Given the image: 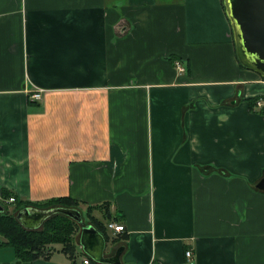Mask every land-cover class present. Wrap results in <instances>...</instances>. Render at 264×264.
<instances>
[{
	"label": "crops",
	"instance_id": "crops-1",
	"mask_svg": "<svg viewBox=\"0 0 264 264\" xmlns=\"http://www.w3.org/2000/svg\"><path fill=\"white\" fill-rule=\"evenodd\" d=\"M262 178L264 80L222 0H0V205L97 207L120 264H264ZM79 237L0 264H79Z\"/></svg>",
	"mask_w": 264,
	"mask_h": 264
},
{
	"label": "water",
	"instance_id": "water-1",
	"mask_svg": "<svg viewBox=\"0 0 264 264\" xmlns=\"http://www.w3.org/2000/svg\"><path fill=\"white\" fill-rule=\"evenodd\" d=\"M225 16L228 20L236 59L246 69L253 71L264 80V0H222ZM256 188L264 192V178ZM4 208L0 205V214ZM53 215H64L80 226V247L85 255L94 262L120 264L119 249L112 258L101 257L104 248L103 236L91 225H82L79 211L74 209L55 208L39 210L32 207L21 209L16 220L26 230H36Z\"/></svg>",
	"mask_w": 264,
	"mask_h": 264
},
{
	"label": "trees",
	"instance_id": "trees-1",
	"mask_svg": "<svg viewBox=\"0 0 264 264\" xmlns=\"http://www.w3.org/2000/svg\"><path fill=\"white\" fill-rule=\"evenodd\" d=\"M240 67L246 69L241 65ZM259 100V98L250 99L248 103L250 107H253ZM9 196V193L2 192L4 199H8ZM20 206H22L21 203L15 204L14 214H10L6 210L0 214V248H11L18 262H32L40 258L48 260L53 246H60L62 253L74 259L75 252H77L74 238L80 228L77 222L64 215H53L46 219L40 228L26 230L16 220V214L20 211ZM81 206L82 203L76 200L62 197L45 202L35 209H74L81 214ZM105 206H99L98 208L101 209ZM96 208L87 206L85 209V214L89 220L88 224L104 233L103 225L92 216V212ZM90 261L91 264L94 263L91 259Z\"/></svg>",
	"mask_w": 264,
	"mask_h": 264
},
{
	"label": "built area",
	"instance_id": "built-area-1",
	"mask_svg": "<svg viewBox=\"0 0 264 264\" xmlns=\"http://www.w3.org/2000/svg\"><path fill=\"white\" fill-rule=\"evenodd\" d=\"M173 66H174V68H175V70L177 71V73L179 72V73H184V71H185V68H184V66H182V64L179 62V61H176V62H174L173 63ZM40 92L41 91H37L36 93H33L31 96H30V100L31 101H39L41 98V96H40ZM256 105L257 106H261V103H260V101H258L257 103H256ZM8 202L10 203H13L14 202V198H9L8 199ZM106 227H107V229L108 230H112V231H114L115 233H121V232H123L124 231V227L122 226V225H116V224H114V223H112V222H110V223H108L107 225H106ZM185 256H186V258H190V256H191V252L190 251H187L186 253H185ZM79 264H91V262H90V260L88 259V258H84V259H82L81 260V262L79 263Z\"/></svg>",
	"mask_w": 264,
	"mask_h": 264
},
{
	"label": "rangeland",
	"instance_id": "rangeland-1",
	"mask_svg": "<svg viewBox=\"0 0 264 264\" xmlns=\"http://www.w3.org/2000/svg\"><path fill=\"white\" fill-rule=\"evenodd\" d=\"M238 61V60H237ZM238 63H239V61H238ZM241 66H243L241 63H239ZM244 67V66H243ZM15 206V205H14ZM3 208H4V211L6 210L8 213H10V214H14L15 212L13 211L14 209H15V207H13V206H11V204L10 205H8V204H4L3 203ZM81 214H83V213H81ZM83 221H84V224H87V219H86V216L84 215L83 216V219H82ZM58 248V246L57 247H55V249H54V246L52 247V249L53 250H56Z\"/></svg>",
	"mask_w": 264,
	"mask_h": 264
}]
</instances>
